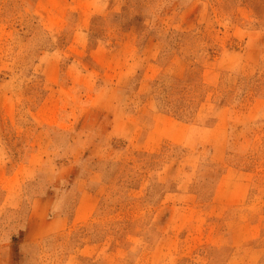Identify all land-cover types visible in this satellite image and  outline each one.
<instances>
[{
  "label": "rangeland",
  "instance_id": "obj_1",
  "mask_svg": "<svg viewBox=\"0 0 264 264\" xmlns=\"http://www.w3.org/2000/svg\"><path fill=\"white\" fill-rule=\"evenodd\" d=\"M0 264H264V0H0Z\"/></svg>",
  "mask_w": 264,
  "mask_h": 264
},
{
  "label": "crops",
  "instance_id": "obj_2",
  "mask_svg": "<svg viewBox=\"0 0 264 264\" xmlns=\"http://www.w3.org/2000/svg\"><path fill=\"white\" fill-rule=\"evenodd\" d=\"M45 201L47 202L48 200H47V198L45 199ZM55 204V203H54ZM57 211V216H62V212H63V209H61L60 211H59V209L58 210H56ZM76 213V212H75ZM57 220V222L58 223H55V222H50V228H49V231H48V233H52V232H55V231H57L58 229H57V226L60 224V221H62V217H60V219H56Z\"/></svg>",
  "mask_w": 264,
  "mask_h": 264
}]
</instances>
